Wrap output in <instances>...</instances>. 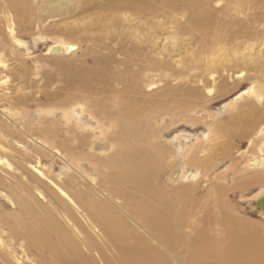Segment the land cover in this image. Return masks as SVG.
I'll list each match as a JSON object with an SVG mask.
<instances>
[{
    "label": "bare ground",
    "instance_id": "6f19581e",
    "mask_svg": "<svg viewBox=\"0 0 264 264\" xmlns=\"http://www.w3.org/2000/svg\"><path fill=\"white\" fill-rule=\"evenodd\" d=\"M221 15L242 17L237 33L223 36ZM167 22L187 45H162ZM35 34L57 74L34 112L0 111V264H264L263 228L182 202L213 177L256 188L241 200L264 217V0H0V92L24 82ZM107 41L118 58L78 55ZM230 74L252 81L214 109ZM181 122L193 132L166 139Z\"/></svg>",
    "mask_w": 264,
    "mask_h": 264
},
{
    "label": "rangeland",
    "instance_id": "374dc122",
    "mask_svg": "<svg viewBox=\"0 0 264 264\" xmlns=\"http://www.w3.org/2000/svg\"><path fill=\"white\" fill-rule=\"evenodd\" d=\"M225 17H226L225 15L219 16L220 24H222L221 31L223 33V36H226L227 34H231L234 32L237 33L238 27L234 24H235V22H239L240 18H242V17H237L235 19L234 18L229 19V17H226V18ZM70 19H71V17H70ZM70 19L69 18L67 19L69 24L75 25L76 24L75 19L74 18H73V20L71 19L72 21ZM59 20H62V19L57 18V19L48 20L44 24V28H47L49 30L48 32H51L53 30L51 28L52 25L57 23ZM68 22H67V24H68ZM227 22H228V24H227ZM249 25L253 28L256 26V25L254 26L252 24H249ZM171 26H173V25H171V23H169V22H167V24L164 25V28H163V30H164V36L163 37L164 38L162 41V45H165L168 47H173V45H176L179 43H181L180 44L181 46L187 45V43H188L187 41L181 42L179 40V38H180L179 35H177V33L173 32V30L176 31L175 27L174 26L171 27ZM229 30H230V32H229ZM35 35L34 36H32V35L27 36V38H24L22 40V42L27 47L26 49L21 48L22 49V51H21L22 58L21 59L24 58L25 61L27 60L25 63L26 68H27L26 69V71H27L26 76L24 77V82L21 84H17L15 81H13V79H10V86L13 87V86H15V84H17L18 86L15 87L14 89H9V90H6L4 92H0V100H1L0 101V111L8 109L7 107H9V105H13V107L17 106L16 108H18L22 111H24L25 109L33 111L36 109L35 108L36 105L45 104L47 102L46 101L47 98H46V94H45V93H47V91H46V89H47L46 88L47 78L46 77L47 76L48 77H54V76H56L57 72L55 71V69L52 66H50L48 64L47 60L45 61V58L47 57L48 46L50 44V39L46 38V37L44 38L42 36L40 37L38 34H35ZM37 36H39V39L37 38ZM33 37H35L36 39ZM174 37H176L177 39ZM165 40H167V41H165ZM176 40H178V43L175 42ZM113 44H116V45H113ZM240 44H238L239 47L240 46L245 47L242 44L241 45ZM103 45L104 46L91 45L89 47L88 46L86 47V45H83L82 50L81 51L79 50L78 55L81 56L83 52L90 51V52H88L90 54V55H88V59L90 60L89 61L90 64H92L94 59L96 60V59L100 58V56L101 57H103V55H104V57H106V56L108 57L110 55L114 56V53L117 51V47H116L117 42L107 41ZM105 46L107 49L105 48ZM108 47H110L109 49H111V52L108 49ZM99 49H100V51H98ZM114 49L116 51H113V54H112V50H114ZM27 50H28V52H26ZM25 52L28 54V56H26ZM243 52H245V50H243ZM174 55L175 54H171L170 56L165 57L166 62H168L170 60L172 61L175 58ZM119 56L120 55L117 53V54H115L114 57L118 58ZM36 64L39 65L38 68H37ZM259 66L261 69V66H262L261 63ZM263 67H264V63H263ZM39 68H41V69L37 72L38 74H36L35 72ZM263 75H264V68H263ZM229 76H230V78L228 79L229 85H227L226 87H222V91H221L220 87L214 89L213 94H214L215 99H214V101H212V105H213L212 108H214V109L217 107H220L224 103L232 100V98H234L238 93H240L242 90L248 88L250 85V82L252 81L249 78H246V80H245V78H241V79H238V81H235V83H234V80H236V79H233L231 77V76H233L232 74H230ZM193 85L198 86V84H193ZM3 93L8 95V96L6 97V95H3ZM19 95L24 96L25 101H20V102L17 101L16 98ZM3 96H5V97H3ZM245 102L244 103L239 102V106H241V110H245L247 108L245 106H247L248 102L246 103V105H245ZM197 106H199V105H197ZM230 113L232 114L234 112L231 111ZM230 113H229V115H230ZM200 115H201V112H199L197 114H193V116H195V117L200 116ZM229 115L228 116L226 115V118L229 117ZM2 117L4 119V116H2ZM173 118H175V117H173ZM197 127H198V130H196V131H201L203 129L202 126H197ZM189 132L192 133L193 132L192 129L189 126L187 127V125L184 122H181L178 125H176L175 127L169 129V131H167L166 139H171L179 133H189ZM232 144L234 146L239 145V146H242L244 148H246L248 145L244 138L243 139L234 138ZM8 161L12 165V168L10 169V171L14 172V173L13 172H11V173L17 175L20 179H23L22 178L23 176H26L28 179H31V177H29L30 174L27 172L28 169L31 171L33 170L31 168V166L30 167H29V165L26 166L27 167V170H26V169H24V167L23 168L20 167L14 161L12 162L11 159H9ZM227 164H229V161H226V165L222 166V168L220 170L224 169V167H226ZM60 165H61V163H59L57 165V170L54 173H56V174L58 173V171H59L58 166H60ZM32 172H34V170ZM0 173H2V172L0 171ZM212 179L214 180L212 185L207 184V183H203V182L200 184H197V186L195 188H193L194 190L193 189L190 190V192L186 195V197H183L182 202H185V203L190 202V204L194 203V206L196 207L197 212L201 211V210L205 211L204 208L206 206L207 207L209 206L210 216H213V217L220 216L219 215V209L218 208L216 209V207L214 205L217 204L216 206H218L220 204L222 205V203H223L224 207L226 206L228 208H231L233 213L236 214V216L239 217L241 220L247 221L250 224L257 225V226L264 229V217L260 216L261 210H259V208L257 207L255 202L250 204V203L246 202V200H245L246 197L252 196L255 193L256 188H254L253 186H248L245 188H242V187L240 188L239 186L238 187H236V186L228 187L227 185L224 184V182H222L220 180L217 181L213 177H212ZM161 186H162V183H161ZM241 189H242V191H241ZM212 190L215 192H213ZM214 194L215 195L217 194V195L214 196ZM244 194L246 195V197L242 198V200H241V197ZM217 197H218V199H217ZM204 205H205V207L203 208ZM191 216L193 218V214ZM198 226H202V224L199 223ZM215 229H217V233L219 234L218 227H215ZM193 230H194V232L192 231L188 236L187 235L185 236V237H187L186 239L191 241L193 236L196 235V232H198V231L196 230V228ZM214 232H216V231H214ZM214 232H213V234H215ZM61 244H62V246L66 252H68L69 254L72 253V251L70 250L69 247H67L63 243H61ZM186 244H187V242H186Z\"/></svg>",
    "mask_w": 264,
    "mask_h": 264
},
{
    "label": "water",
    "instance_id": "95a60500",
    "mask_svg": "<svg viewBox=\"0 0 264 264\" xmlns=\"http://www.w3.org/2000/svg\"><path fill=\"white\" fill-rule=\"evenodd\" d=\"M263 204V205H262ZM261 206L264 208V202L263 203H261Z\"/></svg>",
    "mask_w": 264,
    "mask_h": 264
}]
</instances>
